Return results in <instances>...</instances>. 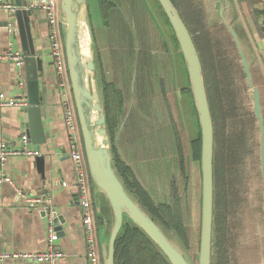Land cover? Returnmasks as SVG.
<instances>
[{
    "label": "crops",
    "instance_id": "obj_1",
    "mask_svg": "<svg viewBox=\"0 0 264 264\" xmlns=\"http://www.w3.org/2000/svg\"><path fill=\"white\" fill-rule=\"evenodd\" d=\"M7 1L12 4L13 0ZM24 1H30L31 8L34 12L38 11L37 14L34 13L32 16L31 23L37 55L44 60V70L40 72V83L41 87L47 90L48 102L42 104V120L46 143L40 146V155L35 157L13 156L0 166V255L7 252L34 253L45 251L48 247V227L52 224L58 235L55 247L63 251L65 254V259L56 262V264H89L87 259L88 246L86 242V230L82 221L80 194L76 185V171L69 154L70 133L65 125V102L66 100L74 101L71 83L69 84L68 78H66L67 84H61L51 55L52 49L49 37L50 26L46 12L42 9V4L45 0ZM90 1L91 0H88V7L91 19ZM138 1L139 0H131L130 2V14L135 12V14H138L137 17L135 14L130 16L124 11L123 19H127L128 21H126L129 23L127 29L128 33L124 30L119 31L120 35L118 36V41L115 43H112L110 40V28L106 26L104 22L100 0H98V4L101 12L100 21L102 19L101 27L97 30L94 29L91 19L95 41L97 75L104 91L105 106V83L112 84L106 76L105 59H108V62H110L109 65L113 68L119 67L117 64H114L117 58L126 62L125 70L121 69V71L129 74L132 70V74H135L136 78H138L133 88L134 91L136 90L138 92L140 75H145L144 77L147 79V85L144 86V89H146L144 94H146V96L149 91H153L155 89L154 86L157 85L160 88L161 94H163V92L166 94L165 100L170 103L171 97L168 94H171L172 90L166 91L168 89L167 85L172 86L175 89L179 87L182 89V86H184L176 87L173 84L174 77L178 75L180 52L175 46L172 36L169 37V42H171L170 45L168 44L167 37L166 41L164 40L163 46L165 51L163 52L169 53V56L172 52H177V60L175 61L174 59V62L171 60L172 70L173 67L175 70L172 71V76V72L171 74L168 73L165 64V66H163L165 69L164 73L161 75L160 67L158 66V64H162L161 55L156 53L155 50L149 46V36L140 18L142 8H138ZM187 1L192 3L196 9H199L202 12V23L205 29L204 32L208 33L210 37L214 39L212 31L215 30L219 36L217 38L222 41L223 46L224 41L229 42L240 61L237 48L232 42L230 34L224 27L221 16V12L223 11L224 16L233 25L240 37L255 82L262 92L264 106V34L262 28L264 14H262L261 11L264 9V0ZM176 5L178 7L179 4L176 3ZM144 9L148 12V8L145 4ZM207 11L214 12L217 20L216 24L209 28L210 30L207 29ZM114 14L115 17H120L121 15L119 12H115ZM16 30L17 24L14 14L11 15L7 9H0L1 53L18 51L25 55L21 38ZM60 30L61 39L63 41L62 26L60 27ZM99 35H106V49H108L106 52L107 58L103 54V48L101 50ZM224 49L226 50L225 47ZM120 51L123 53H120ZM118 55H121V57H118ZM183 63L188 78L189 75L184 56ZM164 77H168L169 82L168 79L163 81ZM244 80L250 103L247 102L252 112V99L248 93L249 88L246 85L245 75ZM112 81H114V79ZM143 85L141 86L142 91ZM122 91L125 94V91ZM0 92H4L6 95L13 98L24 99L28 102L25 63L23 66H17L9 60L0 62ZM137 98L136 102H133L132 100L131 105L140 109L144 106L146 110H150L151 107L156 110L161 107V103L163 102V96H155V99L152 101L148 99L139 101L140 98ZM23 108L24 107L5 108L3 111V136L5 139L14 142V145L17 148L22 145L21 138L25 135H30ZM146 116L147 115H144V118L147 121L148 118ZM252 116L255 118L254 114ZM130 122L131 121H129V123ZM139 128L137 130L135 125H131L126 134L124 133L125 131L120 132L119 128L115 146L121 159L132 169L138 181L148 191V186L152 184V180L156 176L163 177L165 169L167 170V175L169 174V177L172 176V170L174 167L177 169V172H179L178 152L177 149H171L169 152L165 151V155L163 153L164 149L160 137L157 139L158 142L154 139L149 141L146 139V136L143 137L141 135ZM147 134H149V132H147ZM256 135L259 140V131ZM179 139L181 138L177 135L173 144L176 145ZM181 141L183 142L182 139ZM163 167L165 169H163ZM195 168H198L197 165H195ZM3 176L9 177L10 181H2L1 179ZM18 190L23 191L25 195L30 198L42 196L52 198L49 210L47 211L45 208H29L25 199L19 195ZM91 196L95 219V210L97 212L98 202L102 200V208L105 207L107 212L108 205H105L102 196L97 195L93 184ZM56 214L57 217H62L64 221H61L62 223L60 222L59 226H56L55 224ZM95 227L97 233V247L102 254L103 228H98L96 221ZM3 264L48 263L35 262L31 259L22 258L9 260Z\"/></svg>",
    "mask_w": 264,
    "mask_h": 264
},
{
    "label": "water",
    "instance_id": "obj_2",
    "mask_svg": "<svg viewBox=\"0 0 264 264\" xmlns=\"http://www.w3.org/2000/svg\"><path fill=\"white\" fill-rule=\"evenodd\" d=\"M179 41L186 63L202 136V217L199 264H213L215 219V126L200 53L194 38L177 5L172 0H158ZM17 30L25 52L28 105L23 108L28 123V148L40 150L46 143L42 120V104H46L47 90L41 87L40 72L44 60L37 55L33 34L34 10L30 1L13 0ZM223 24L232 38L240 57V66L246 76L248 93L252 99V112L259 131L261 175L264 208V106L262 92L257 86L240 37L233 25L221 12ZM61 26L69 79L88 169L97 195L110 207L113 221L110 231L102 230V258L104 264H116L117 240L126 223L141 229L160 249L170 264H194L183 249L167 235L145 208L133 196L120 176L109 134L104 91L97 75L95 41L88 0H61ZM122 122L120 132L124 129ZM102 200L97 213H102ZM64 222L55 219L56 226ZM61 222V223H62ZM107 225V222H106Z\"/></svg>",
    "mask_w": 264,
    "mask_h": 264
},
{
    "label": "rangeland",
    "instance_id": "obj_3",
    "mask_svg": "<svg viewBox=\"0 0 264 264\" xmlns=\"http://www.w3.org/2000/svg\"><path fill=\"white\" fill-rule=\"evenodd\" d=\"M121 2L123 3V10L127 12L128 15L132 16V14H135V12L130 14L131 8H129V4L131 0H129V3L127 0H122ZM138 3V8H142L140 18L149 36V46H151L156 53L161 55L162 64H158L161 75L164 73L165 69L163 66H165V64L168 73L171 74V72L175 70L174 67L172 70L171 60L173 62L174 59L175 61L177 60V52H172L170 56L169 53L163 52L165 51L163 45L164 40L166 41V37L168 39V44H171V42H169V37L172 36V34L167 21L156 0H139ZM144 4L148 8V12L144 9ZM90 9L92 24L94 29L97 30L101 27L102 22V20L100 21L101 12L98 0L90 1ZM135 15L136 17L138 16V14ZM207 17V29H209L212 25L216 24L217 20L214 12L207 11ZM212 36L214 39L219 37L215 30L212 31ZM99 38L101 50L103 48V54L107 58L106 52L108 49H106V35H99ZM224 47L226 48V55L224 54L226 57L222 56V53L219 57L221 64L225 67L224 72L221 73L219 78V90H221L220 94L223 98V102L228 108V114L230 117H234L237 114L238 120H236L237 116L232 118L233 121H231L228 129L229 136L227 138L226 150L224 149L225 151H223L227 178L226 190L229 203L226 213L223 207L221 209L218 221V224L220 223L219 229L216 228V221L214 219V244L216 245L218 239H223V235H225V242L221 245L220 255H218L219 253L216 252V248L213 245V256H216V254L221 256L224 264H264L263 180L261 175L260 144L258 136L256 135L258 130L255 127V118H253L251 108L248 104L249 98L245 86V74L238 63L239 58L229 42L224 41ZM104 63L106 64L107 79L112 81L117 75V69L109 65L110 62H108V59H105ZM119 74L125 77L126 82L129 81L128 88L125 90V98L127 100L125 103V112L122 116V122L125 123L122 131H125L124 133L126 134L128 128L131 125H135L137 130L140 127L141 135L143 137L146 136V139L149 141L154 139L158 142L157 139L160 137L164 149L163 153L165 155L166 152H169L171 149H177L176 145L173 144L177 135L183 140L186 156L188 157L186 161L189 166L188 181L185 183L179 166V172H177L175 167L173 168L171 177H169V174L167 175V170L163 167V169H165V173H163L164 176H156L152 180V184L148 186L149 190L147 192L151 195L157 207H159V203H180V206L183 207L182 222L186 234L181 236L179 230L172 222L171 225H169L165 221V219L171 221V210L170 212L167 211L168 218L166 215L162 218L156 215L154 211L152 212L148 209V207L139 200L137 195L133 196L165 230L172 241L183 249L188 258L191 259L194 264H199L202 217V175L200 170L195 168L194 161H190L192 160L190 134L197 130V118L191 106L189 110V104H187L188 98L183 97V90L179 87L186 85L188 81L182 56H180L178 61V75L173 79V84L179 88L175 89L167 85L168 89L166 91L172 90L171 94H168L171 97L170 103L165 100L166 94L163 92V102L161 103V107L156 110L153 107H151L150 110H146L144 106L140 109L131 105L132 98L138 96L135 91H130L132 70L129 74L123 71L119 72ZM166 79H168V77H164L163 81ZM211 87L213 88L212 83ZM144 115H147V121ZM129 121L131 122L129 123ZM147 132H149V134H147ZM174 177L180 181L178 189L172 186ZM105 205L107 206L106 202ZM108 209L110 210L109 206ZM174 212L176 213L177 210L173 211V214ZM105 220L104 228L110 231L113 221L111 210L109 216L105 217ZM189 239L190 244H187L186 241ZM213 264H216V259L214 257Z\"/></svg>",
    "mask_w": 264,
    "mask_h": 264
},
{
    "label": "trees",
    "instance_id": "obj_4",
    "mask_svg": "<svg viewBox=\"0 0 264 264\" xmlns=\"http://www.w3.org/2000/svg\"><path fill=\"white\" fill-rule=\"evenodd\" d=\"M116 0H100L101 10L105 19L110 20V18L116 12ZM175 4L178 3L179 11L187 24L195 44L200 53L201 61L204 68V75L209 95V102L212 110V115L214 119L215 126V221L216 228H220L219 215L221 213L222 207L227 209L229 203L228 194L226 190L227 178H226V167L224 161V152L226 150L227 138L229 136L228 129L230 127L232 118L236 117L238 120V115L230 117L228 114V108L223 102L221 96V90H219V78L221 73L224 72V66L220 62V54L222 56L226 55L223 43L219 38L212 39L210 35L205 31L202 23V12L199 9H196L195 6L188 2L187 0H172ZM161 12L163 13L169 28L172 34V39L175 43V46L179 49L180 56L183 59V53L181 52L179 41L176 37V34L166 16L162 6L159 1L156 0ZM264 14V9L261 10ZM126 24V23H125ZM263 28V25H262ZM264 34V28H263ZM226 57V56H224ZM68 81L70 79L68 77ZM213 84V88L211 87ZM216 84V88H215ZM183 97L188 98L187 104H189L196 114L197 118V130L193 131L190 134V147H191V159L194 161V164L197 165L198 169L201 172V158H202V136H201V127L199 123L198 113L195 107L193 94L191 90V83L188 77L187 84L182 86ZM105 95H106V113H107V123L109 128V134L113 140L114 146V156L115 163L117 165L118 172L122 179L124 180L127 188L133 195H137L139 200H141L144 205L148 207L152 212L154 211L156 215L161 216L162 218L169 216L167 211L171 210V221L165 219V221L171 225L177 227L181 236L186 234L185 227L183 225L182 210L183 207L180 206L179 202L176 204L172 203H159V207L156 206L155 201L152 199L151 195L147 190L141 185L135 176L132 169L121 159L119 153L117 152L115 143L118 134V130L121 126V119L125 112V94L123 91L114 84L105 83ZM240 119V118H239ZM235 120V119H234ZM177 152H178V164L180 167V172L185 183L189 178V166L187 165V156L185 152L184 143L179 139L177 141ZM225 149V150H224ZM172 181V186H175L178 189L180 181L174 177ZM177 212L173 214V211ZM151 212V213H152ZM162 212V215H161ZM110 210L108 212L106 208H102V213L98 214L95 210V221L98 228H104L105 226V217L109 216ZM154 213V214H155ZM181 213V215H180ZM107 215V216H106ZM223 222V220H222ZM225 235L223 239L220 238L216 241V252L221 253V245L225 242ZM190 244V239L186 241ZM214 255L216 259V264H224L223 258L221 256ZM116 264H170L161 251L156 247V245L149 239V237L137 226L132 223H126L121 235L117 240L116 246ZM227 264V263H225Z\"/></svg>",
    "mask_w": 264,
    "mask_h": 264
},
{
    "label": "built area",
    "instance_id": "obj_5",
    "mask_svg": "<svg viewBox=\"0 0 264 264\" xmlns=\"http://www.w3.org/2000/svg\"><path fill=\"white\" fill-rule=\"evenodd\" d=\"M0 9H7L10 14H14L16 8L7 0H0ZM45 10L50 26L51 55L60 78L61 84L65 85L66 78L69 77L67 60L65 55L64 42L61 39V0H45L42 4ZM264 28V16H263ZM4 60L12 61L17 66H23L25 55L21 52L9 51L8 53L0 52V62ZM28 102L24 99L13 98L0 92V166L3 165L10 157L13 156H30L40 155V150L30 149L27 146L28 136L21 138L22 145L17 148L14 142L7 140L3 136V111L5 108L25 107ZM65 125L70 133V150L69 154L74 163L76 171V185L80 194V205L82 208V221L86 230V242L88 246L87 259L89 264H104L102 254L97 247V233L94 219V208L92 205V179L88 169L86 154L81 136L80 123L74 101L66 100L64 105ZM2 181H10L9 177L3 176ZM21 197L25 199L31 209L45 208L49 210L52 198L37 197L30 198L21 190H18ZM58 235L55 227L51 224L48 227V247L42 252H24V253H4L0 255V264L15 259H31L35 262L56 264V262L65 259L63 251L55 247Z\"/></svg>",
    "mask_w": 264,
    "mask_h": 264
},
{
    "label": "flooded vegetation",
    "instance_id": "obj_6",
    "mask_svg": "<svg viewBox=\"0 0 264 264\" xmlns=\"http://www.w3.org/2000/svg\"><path fill=\"white\" fill-rule=\"evenodd\" d=\"M121 1L122 0H116L115 1L116 9H117L116 12H119L121 14L120 17H115V14L110 18V20H107L103 17L106 26H108L110 28L109 36H110V40L112 41V43H115L118 41V36L120 35L119 31L124 30L126 32L128 27H129V23L127 22L128 20L126 19L127 20L126 21L123 19L124 10H123V5H122L123 3ZM127 1L129 3V0H127ZM129 8H131L130 4H129ZM127 33H128V31H127ZM120 53H123V52L120 51ZM118 57H121V55H118ZM114 64H117L119 67H116L117 75L114 77L115 80L111 81L110 83L114 84L115 87L120 88V89L125 91L128 88L129 81L126 82L125 77L122 76L121 74H119V72H121V69L126 68V66H125L126 62L120 58H117L116 62ZM100 67H101V65H100ZM144 76L145 75H140V77H139L140 85H139L138 92L135 90L136 95H138L137 97L140 98L139 101L144 100V99H148V100L152 101L155 99L154 98L155 96L161 97L162 94L160 92L159 86H157V85L154 86L155 89L153 91H149L147 96H146V94H144L146 92V89H144V86L147 85V79H145ZM135 78H136V75L132 74L130 91H134L133 88L135 86V82L138 80V78H136V80H135ZM143 83H144V85H143ZM142 85H143V91L144 92L141 90ZM137 97L135 96V98H132L133 102L134 101L136 102V100L138 99Z\"/></svg>",
    "mask_w": 264,
    "mask_h": 264
}]
</instances>
